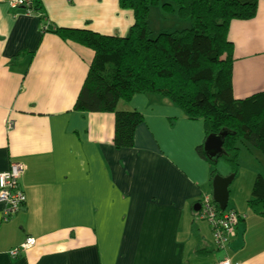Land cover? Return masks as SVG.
I'll use <instances>...</instances> for the list:
<instances>
[{"label": "crops", "instance_id": "obj_1", "mask_svg": "<svg viewBox=\"0 0 264 264\" xmlns=\"http://www.w3.org/2000/svg\"><path fill=\"white\" fill-rule=\"evenodd\" d=\"M39 2L41 13L27 15L0 0V172L23 164L26 195L9 220L0 203V264H264V217L247 206L254 173L244 201L232 202L241 218L226 246L208 222L195 225L194 206L213 192L197 153L205 135L198 127L196 144L187 135L196 121L163 97L136 95L118 110L137 111L144 122L134 147L119 150L113 113L74 111L94 53L54 31L126 37L133 11L120 0ZM229 35L235 97L264 91V0L254 19L232 22ZM28 237L35 246L12 258ZM199 242L206 257L195 253Z\"/></svg>", "mask_w": 264, "mask_h": 264}, {"label": "trees", "instance_id": "obj_2", "mask_svg": "<svg viewBox=\"0 0 264 264\" xmlns=\"http://www.w3.org/2000/svg\"><path fill=\"white\" fill-rule=\"evenodd\" d=\"M120 1L122 7L134 13V24L126 37L66 28L54 31L94 53L74 111L113 113V144L119 150L129 149L134 147L136 130L144 117L137 111H119L118 104L130 102L136 95L160 96L190 120H203L205 140L211 134L228 132L222 158L233 175L239 171L240 143L245 142L264 156V91L235 97L236 59L229 35L232 22L256 17L259 0ZM31 8L41 13L39 0H33ZM40 17L44 19V14ZM159 17L161 21L166 17L165 25L156 20ZM197 153L212 165L219 161L208 159L204 143L197 147ZM217 175V168L210 171L211 183ZM247 206L264 217L261 174L253 182ZM216 207L220 210L218 204ZM231 210L240 221V214ZM195 253L206 257L210 251L199 242Z\"/></svg>", "mask_w": 264, "mask_h": 264}, {"label": "built area", "instance_id": "obj_3", "mask_svg": "<svg viewBox=\"0 0 264 264\" xmlns=\"http://www.w3.org/2000/svg\"><path fill=\"white\" fill-rule=\"evenodd\" d=\"M12 8H23L27 15H35L31 8L33 0H7ZM74 0H68L73 2ZM26 7H29L26 9ZM46 29V27H45ZM25 167L19 162H11L7 170L0 172V203L4 205L2 218L9 220L16 215L26 203V195L21 187V178ZM201 209L198 212L201 220L209 223L214 241L219 247H224L236 236V227L239 222L238 214L233 210L220 212L212 196H204L201 200ZM36 239L28 237L18 248L9 252L12 258H17L21 252L34 247ZM217 264H231L229 259H224Z\"/></svg>", "mask_w": 264, "mask_h": 264}, {"label": "rangeland", "instance_id": "obj_4", "mask_svg": "<svg viewBox=\"0 0 264 264\" xmlns=\"http://www.w3.org/2000/svg\"><path fill=\"white\" fill-rule=\"evenodd\" d=\"M166 17H162L163 21L160 20V17L156 18V20L159 19V23H163L164 20L166 19ZM167 18L169 19L170 17H167ZM152 19H153V16H152ZM165 24L166 23L164 22V25ZM153 25H156V22H153ZM162 29H164V28H162ZM165 30H166V28H165ZM188 120L189 121H196V122H193L194 128L191 129L190 132H187V135H189L190 139L193 140L194 144H196V138L198 137V127L200 130L201 136H203V137H204V135L206 136L205 126L202 130L201 123H198V122H203V124H204V121L203 120H190L189 118H188ZM173 122H174L173 123V126H174L176 121H173ZM203 132H204V134H203ZM200 143H202V142H200ZM238 147L240 149V151H239V171L237 173V176L234 178L233 182L231 183V185L229 187L230 203H229L227 210H231V208L233 207L232 202L234 200L239 201L241 203L244 201L245 186L249 184L248 181H250L252 179L253 173L256 175V177L259 174L263 175V177H264V156L262 155V153L260 151H258L257 149L249 146L245 142L240 143ZM206 162L209 164L210 171H212V169L217 168L218 175H220L222 177H229L232 175L231 167L225 161V159H223L222 157L219 159L216 166L214 164L212 165V163H210L208 161H206ZM194 214H195V216H194L195 225H196V227H198L199 229L202 230V225H207L208 223L205 220L204 221L201 220L198 213H194ZM193 223L189 224V233H190L191 237L196 242L195 236L193 234V232L196 229H195V225H193ZM209 238L210 237H208V239Z\"/></svg>", "mask_w": 264, "mask_h": 264}, {"label": "water", "instance_id": "obj_5", "mask_svg": "<svg viewBox=\"0 0 264 264\" xmlns=\"http://www.w3.org/2000/svg\"><path fill=\"white\" fill-rule=\"evenodd\" d=\"M228 132L223 130L218 134L209 135L204 142V151L209 160L217 162L224 154V140ZM235 176L232 174L229 177H222L217 175L212 181V198L218 204L221 211H226L229 205L230 192L229 187L233 182ZM201 209L200 203L194 206L195 212Z\"/></svg>", "mask_w": 264, "mask_h": 264}, {"label": "flooded vegetation", "instance_id": "obj_6", "mask_svg": "<svg viewBox=\"0 0 264 264\" xmlns=\"http://www.w3.org/2000/svg\"><path fill=\"white\" fill-rule=\"evenodd\" d=\"M198 213V212H197Z\"/></svg>", "mask_w": 264, "mask_h": 264}]
</instances>
